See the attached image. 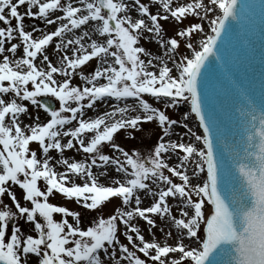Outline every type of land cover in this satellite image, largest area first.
Segmentation results:
<instances>
[{"label": "snow or ice", "instance_id": "obj_1", "mask_svg": "<svg viewBox=\"0 0 264 264\" xmlns=\"http://www.w3.org/2000/svg\"><path fill=\"white\" fill-rule=\"evenodd\" d=\"M0 264H264V0H0Z\"/></svg>", "mask_w": 264, "mask_h": 264}]
</instances>
